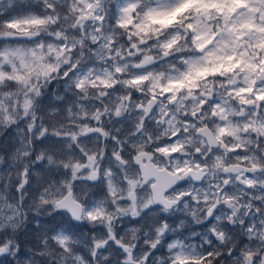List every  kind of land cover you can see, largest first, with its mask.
<instances>
[{"label": "clouds", "instance_id": "1", "mask_svg": "<svg viewBox=\"0 0 264 264\" xmlns=\"http://www.w3.org/2000/svg\"><path fill=\"white\" fill-rule=\"evenodd\" d=\"M0 264H264V0H0Z\"/></svg>", "mask_w": 264, "mask_h": 264}]
</instances>
